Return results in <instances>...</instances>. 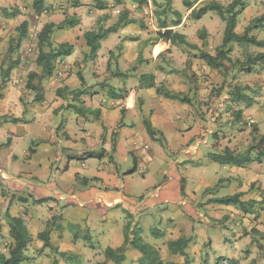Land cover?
<instances>
[{
    "label": "crops",
    "instance_id": "crops-1",
    "mask_svg": "<svg viewBox=\"0 0 264 264\" xmlns=\"http://www.w3.org/2000/svg\"><path fill=\"white\" fill-rule=\"evenodd\" d=\"M88 1L89 0H87V2ZM205 1L209 0H198L193 7H199ZM215 1L219 2L218 0ZM244 2L245 6L240 14L248 12L254 0H244ZM219 3L226 5L222 2ZM108 7L111 8L112 6L108 5ZM125 8L129 11V18L136 20L137 14H135L134 11L135 8H138V5L130 1L125 4ZM188 10L190 13L191 9ZM84 11L86 13L88 12L87 9H82L74 13H77L79 18L84 19ZM106 11L108 13V10ZM112 11L119 15L120 8L112 9ZM212 13L215 12H208L205 15H210ZM240 14L237 16V24L235 27L237 33H242L245 26L252 19L247 18V21H244V26L238 31V26H240ZM117 18L118 16L113 17V19L109 17L108 23L104 28L115 23ZM137 22L121 27L110 37L109 34L106 39L101 41V46L97 52V58L100 63H103V71H105L107 62L111 56L109 52H112L115 45L117 46L121 40H124V43L122 42L123 48L120 50V56L117 61L120 72L114 73L113 77H111L112 80L120 81L122 88H109L106 91L104 90V93L95 95L98 99H88V96H90L89 93H93L95 90L92 91L84 88L76 90L74 94L80 102H83L82 106H77L76 101L69 102L73 104L68 105L64 97L72 96V90L80 87L75 71L78 65L82 64V52L87 53L88 51V47L83 38V33L87 31V29L79 32L77 28V31L73 30L74 32H71V39H68L66 43L71 44L73 50L70 55L60 57L56 61V65H54L56 69H54L52 75L47 79H43L42 101L37 100L38 102H36L34 100L35 102L26 105L20 102L22 85L25 84V81L27 82L26 72L24 71L27 67H24L22 61H17L18 64L10 71L8 77L4 79V81H6L5 87L0 93V129H2L0 133L3 132V135L8 138L5 154L6 162L11 161L12 164L18 163L19 160L15 153V145L18 141H24L26 138L25 136L28 137L27 141L31 142L32 147L28 145L27 148L23 149V166L16 167L11 177L6 174L0 165V178L2 179V182H0V254L8 256L9 246L12 244L6 218L7 214L20 217L32 238L28 245L30 252L26 254L28 261L22 264L72 263L70 258L74 256L72 254L74 252L73 245L77 242L78 238L74 237L71 239L70 236L64 238L62 235L63 230L60 229L61 219L56 217L61 214L59 213L61 211L59 201L61 200H66V203H77L78 207L88 206V209L93 213L100 212L101 214L108 215L105 219L103 217L101 218V221H103L102 224H106V220H109L110 223L117 221L116 212L110 214L108 212L109 209L119 208L125 216L127 215L128 217L132 214H139L141 219L149 215L145 209L154 206V204L158 202L156 196L159 194L156 191L159 189V186L155 188V192L150 193L149 198L141 199L140 197L142 194L133 196L131 193L132 180L129 177L130 175L124 174L117 167V163L120 161V155L126 157L127 154L134 155L136 151L145 159H150L148 158L149 155L146 154L142 148V144L148 143L150 140L148 137L149 135L145 132L144 121H141V112L136 108L135 104L137 101L142 103L141 109H145L146 105L151 102V107L153 109L150 122L151 125L157 126L165 132L164 134L168 135V143H176L178 146L183 145L184 149L179 150V152L183 154V156L187 155L189 159L192 156L200 157V148L202 146L211 150L208 154L220 152L225 147L235 152L240 151L239 149L235 150L234 147L235 140L238 139V136H236L235 139L232 136L221 139L218 141L220 146L213 147V143L209 142V135L212 132L209 127L210 122L205 124V126H208L207 129L201 128L202 124L200 119H196V117H192V114H190L191 107L189 104L181 102L177 104L179 101L175 100L177 102L173 101L174 104L172 103V105L169 101L171 99L168 100V98L159 95L155 88L150 92V88L138 86V81L140 79H137V73L138 76H141L143 73L150 72L155 76L154 81H161V79L164 78L163 76L166 72L162 70V68L158 67L156 70L147 69L151 67L153 61L160 57L166 50H173L175 46H170L171 44L169 42L159 40L143 49V45L146 43H142L143 45L140 44L139 46V42L145 39L147 40V37L152 35L144 37V30L136 26ZM156 30H154V34ZM76 35H79V40H76ZM126 36L131 38V41L130 39H128V41L125 38ZM132 36H135L134 39ZM138 37L141 38L138 40ZM106 41L108 42L105 45ZM25 43L27 44L28 42ZM60 43H64V41ZM199 48L202 49L201 47ZM139 53H141V56L147 57L149 61L147 68L143 66L147 64L146 60L139 59L141 63L137 64ZM76 60L79 61L75 64L74 62ZM131 66H135L136 69L132 72H126ZM1 68L3 69L4 67L1 66L0 63V71ZM0 79L3 80L1 73ZM133 80L137 82L136 88H130L126 84V82ZM64 87H68L69 90H64ZM30 93V101L32 102V100L35 99L34 96H36V91L32 90ZM121 94L124 98L118 97ZM227 97L228 100H230L229 95ZM230 101H228L229 104L231 103ZM263 103L264 98H262L259 105L252 107L251 100V105H246L247 109L243 112L251 116L249 121L251 123H256L255 126L261 134H264V131L259 127V122L264 125ZM219 106H222V104H219ZM180 111H183V113ZM261 111L263 115L259 120L257 119L259 116L258 113H261ZM216 116H218V113ZM29 117L30 119L28 120ZM13 118H17L18 122H13ZM58 121L59 123L57 124ZM9 122L16 123V125L12 124L10 128H4L2 124L4 123L6 125ZM218 126L222 127V124ZM197 135L200 137L197 138ZM35 141L37 142L34 143ZM1 142L2 141H0V144H2ZM148 145H144V149H148ZM185 145H187V147H185ZM1 146H3V144L0 145V147ZM100 150H103V153L102 157L98 158V162H94L92 158L88 159L86 157L87 152H98ZM0 151L3 150L0 148ZM65 154L66 158L64 159L63 157ZM70 158H77L78 160ZM1 163L2 159L0 158V164ZM262 164H264V160L260 163L252 162L242 167L221 165V168L226 170L224 175L217 171H205L204 173L199 172V176H196V174L191 171L183 169L176 170L177 168H175L170 177L173 184L169 189V193H166L164 201L170 202V200H172L177 206L189 205V208H194V206H197L196 204L200 202L203 204L202 208L204 214L200 212L198 214L201 217L205 215L211 219L212 222L218 224L216 220L221 218L226 219V213H228V211L230 212L234 207L230 208V206L229 208H225L224 205L210 203L208 200L214 197L226 196L215 195L218 187L228 186L231 188V185L236 184L237 186L233 188L235 191H232L233 193L230 195L240 191L243 193L241 196L242 200H255L256 203L254 204L253 213L241 214L243 215L242 222H234V219H236L235 215L229 214L227 225L235 227L236 232L232 233L231 236L224 235L223 242L232 243V240H234L237 245V240L243 237H250L252 242L254 240L256 241L264 231V187L258 173L260 171L258 166L260 167ZM144 168V166H140V172H144ZM189 175L191 179L188 177ZM56 176H58L57 180H50V178L56 179ZM219 180L220 183L218 182ZM217 182L219 183L218 187L212 189ZM181 185L183 186V197L179 196V193L177 194V191H180ZM207 189L210 190L206 191ZM11 191L21 194L24 192L33 193L32 196L35 202L49 201L46 203L48 207L47 212L40 213V209L38 210V208H34V211L31 213L30 211L27 212V203L21 204L18 202H24V198L18 197V201H16L11 197ZM168 195L171 196L170 200L167 198ZM158 197H160V195ZM2 204L6 207V209L4 207V211L1 210ZM174 209L176 210V208ZM181 211L180 214L182 213L181 217H183V213L186 212L182 209ZM176 213L175 215L179 214L178 211ZM222 221L223 220H221V222ZM185 225L187 227L189 226L190 229L192 226L198 229L193 223L191 225L189 223ZM227 225L225 228L231 229V227H227ZM240 225L242 227H240ZM54 230H56L59 235H53ZM199 230L201 231V229ZM243 230H246L245 234L242 233ZM41 232H48L49 234V245L46 247L43 245V240L38 237V234ZM153 234H159L160 238H158V240H162L161 236L164 233L153 232ZM111 235L112 233L109 234V237H111ZM203 237H205L203 241L208 239L210 245L212 244V239L206 235L205 230L203 231ZM65 240L70 244H67ZM192 240L189 242L186 248L187 250L190 248V243H194ZM115 241L116 243L114 245H108L107 247H120L124 242V235L122 238H116ZM203 241L202 245L204 243ZM162 242L163 241L157 242L155 247L160 248ZM242 246L243 245L239 246V251H241ZM105 248H97V250H99L97 252L94 250L95 253L93 255L95 258L93 261L90 260L89 263L95 264L103 262V251ZM233 254L234 255L220 256L216 264H220L222 261L226 262L227 259H236L238 261L239 258L240 264H243L244 261H250L253 264H264L263 249L256 250L255 253L249 250L246 256L241 255V253ZM128 255L129 257H127ZM137 257V251L130 245H127L125 261L127 260L128 264H137ZM167 257L168 258L163 262L171 260L169 256ZM170 257L172 256L170 255ZM131 259H133V262L129 263ZM125 261L122 264H125ZM106 264L113 263L111 261H106Z\"/></svg>",
    "mask_w": 264,
    "mask_h": 264
},
{
    "label": "rangeland",
    "instance_id": "rangeland-1",
    "mask_svg": "<svg viewBox=\"0 0 264 264\" xmlns=\"http://www.w3.org/2000/svg\"><path fill=\"white\" fill-rule=\"evenodd\" d=\"M101 1L106 6V8L103 10L97 9L93 0H89L88 2L87 0H42V9L37 12L33 5L34 0H0L1 66L6 68L9 63L14 61H22L24 67H27L24 69V71L26 72V79L28 80L30 72H36L37 74L40 73V68L36 65V57L38 53L37 38L44 24L52 23L55 26L50 34L51 41L54 45L59 44L61 41L68 42L67 40L71 39V32L73 33L75 30L77 31V28L79 32H82L86 29L97 30L99 27L104 28V26L108 23L109 17L110 19H113V17L118 16L117 13L112 11V9L120 8L121 13L123 10H126L125 4L132 0ZM117 1L119 2L117 3ZM189 1L193 2L195 5L198 0ZM218 1L227 5L232 0ZM166 4L169 5L170 10H178L181 14V23L178 26L173 27V30L184 34L186 40L191 44H195L198 47H201L203 50L214 54L216 48L221 44L222 41L224 29L223 21L216 13L204 15L198 20L193 19L189 15V10L183 5V0H147L146 3L138 6V8H135L134 12L137 14L136 20L138 21L136 26L138 28H142L141 30H144V37L152 35L147 37V40L145 39L140 41L139 46L142 43H146L144 45L142 44L143 49H145L147 46L153 44L152 41L155 37L154 30L158 29L156 21L157 13L161 12L163 6ZM108 5L112 7L110 8ZM82 9L88 10L87 13L85 11L83 12L85 14H83L84 19L79 18L77 13H74ZM106 10H108V13ZM261 15H264V0H254V3L250 7L249 11L240 14V26H238L237 30L240 31L242 26H244L243 24L247 21V18L251 19ZM66 18L76 19V25L73 27L62 25V28H57V26L62 24L63 20ZM173 20V15L168 13V23L172 22ZM23 22H26V36L18 44L17 40L19 38V32L21 31L19 27ZM251 33L259 39L264 38V30L255 29ZM111 35H113V33H111L109 37ZM132 37L134 38L135 36ZM125 38L127 40L130 39L131 41V38L129 37L126 36ZM140 38L141 37H138L137 39L139 40ZM76 40H79V35H76ZM25 42L28 43L26 44ZM107 42L108 41L105 42V45ZM122 42L124 43V40H121L118 45H115L113 48L109 59V67L107 68L106 65L105 71H103V63L99 62L97 55L96 57L85 58L84 56L86 53L82 52V64H79L75 71L77 79L80 83V87H77V89L75 88L74 92L76 90H80L81 88L90 89L92 91L95 90L94 92L98 93H89L90 96H88V99H98L96 98L97 96L95 97V95L104 93V90L106 91L109 88H122L120 81H115L111 78L113 77L114 73L120 72L117 61L120 56V50L123 48ZM174 46L175 48L173 50H166L160 57L154 60L151 64V67L147 69L156 70L159 67L162 68V70H165L166 73L163 76L164 78L161 79V81H155V84L162 85L163 88L168 90L170 89L175 94H186L191 99V103L189 104L191 107L190 114H192V117L200 119L202 124L201 128L207 129L208 126H205V124L210 122L209 127L212 132L210 133L211 136L209 135V142L213 143V147L220 146L218 141L221 139H226L229 136H232L235 139L236 136H238V139L235 140V150L239 149V152H244L250 143V125H256V123H251L249 121L251 116L243 113L245 109H247L245 102H233L228 100L227 96L229 95V92L233 90L232 88L234 86H238L242 88V91L247 94L249 98H251L252 107L259 105L262 101V98H264V65L258 64L252 66L248 72L241 64L232 66L225 63L224 66L219 69H211L200 58H198L199 52L197 50L184 45L176 44ZM231 46L232 51L228 55L232 60L239 59L241 62H245L249 55H254L257 52H264V48H259L253 45L239 46L236 43H232ZM144 58L145 57L141 56V53H139L137 64L141 63L139 59L146 60L147 64H144L143 66L144 68H147L149 61L147 57L145 59ZM79 60H76L74 63L76 64ZM55 63L54 65H56ZM54 69H56V67H54ZM134 69H136V67L131 66L126 72H132ZM136 77H138L137 79H140L138 73L136 74ZM31 81L38 87V98L43 96V79L40 83H38L36 78L32 79ZM5 82L6 81L0 79V93L5 87ZM138 83L139 87H145V82L140 83L139 80ZM26 84L27 82L25 81V84L22 85L20 102L24 105L31 104L35 101L38 102L36 99L37 96H34V98H36L33 99L32 102L30 101V91L32 90L27 88ZM126 84L130 88H136L137 86V82H135V80L126 82ZM152 89L153 88H150V92ZM74 92L73 94L70 93L72 96L64 97L66 104L72 105L73 103L71 104L69 102L76 101L77 106H82L83 102L79 101ZM165 101L168 102L167 100ZM169 101L171 104L177 102L172 99ZM228 101L231 103L229 104ZM178 103L180 102H177V104ZM219 104H222V106H219ZM135 105L136 108L141 112V121L143 122L144 120H148L151 122L153 113L151 102L146 105L145 109H141L142 103L139 101H137ZM237 111L241 112L240 117L238 118L235 114ZM180 112L183 113V111ZM217 113L218 116H216ZM262 113V111L261 113H258L259 116L257 119L260 120L262 118ZM29 119L30 117L28 120ZM58 123L59 121L57 124ZM12 124L16 125V123L12 122L7 123L6 125L3 123L2 125L4 128H10ZM219 124H222V127H219ZM152 127L157 131L155 138L152 139L147 135L150 141L148 143L142 144L143 150L149 155L148 158L150 159H145L136 151L134 152V155L127 154L126 157L120 155V161L117 163V167L124 174L130 175L129 177L132 180L131 193L133 196L142 194L140 197L141 199L149 198L150 193L155 192V188L159 186V189L156 191L160 195V197H158L159 195L156 196L158 202H156L154 206L145 209L149 215L142 219L139 214H132L130 217H128L127 215L125 216V214L119 208L109 209L108 212L110 214L112 212L113 214L116 212L117 221L110 223L109 220H106V224H102L103 221H101V218L103 217L105 219L108 217V215L101 214L100 212L93 213L88 209V206L78 207L77 203H66V200L59 201V207L61 209L59 213L61 214L56 217L61 219L60 229L63 230L62 235L64 238H67V236H70L71 239L74 237L78 238L77 242L73 245L74 252L72 254L74 256H71L70 258V261L72 262L71 264H90V260L93 261L95 258L93 255L95 251H99L97 248H105L108 245H114L116 243V238H122L124 235V227L127 223H130L131 231L134 229L139 230L140 236L144 242L155 246L157 242L163 241L161 247L159 246L160 248H158L161 252L160 254L163 261L168 258L167 256H169L171 260L178 263L183 261V257L179 255L173 256L166 249L167 241L181 236L190 238V241L193 239L192 242L194 241L193 244L190 243V248L188 250L186 249L190 259V264H216V262L220 259V256L234 255L233 253H241V255L246 256L249 250H252L253 253H255L256 250H264L263 235H260V237L253 242L251 241L252 239L250 237L240 238L237 240V245L235 244L234 240H232V243L223 242L224 235L231 236L232 233L236 232L235 227L227 225V221L230 216L229 214L235 215L236 219H234V222L243 221V215H241L243 212L238 207L233 205H224L225 208H229L230 206V208H234L230 212L228 211V213H226V219L221 218L216 220L218 222L217 224L216 222H212L207 216L204 215L201 217L198 214L199 212L204 214L202 208L203 204L200 202H198V204H196L197 206H194V208H189V205H175V202L173 203V201L170 200V195L167 196L170 202L164 201L166 193H169V189L173 184V181L170 179L173 169L177 168L176 170L183 169L191 171L196 174V176H199V172L204 173L205 171H217L224 175L226 170L221 168L220 163L214 162L209 158L210 155L208 153L211 150L205 146L200 148V157L192 156L189 159L187 155L183 156V154H180L179 152V150L184 149L183 145L178 146L176 143H168V135L164 134L165 132H163L157 126L155 127L152 125ZM259 127L264 131V125L261 122H259ZM0 130L2 131V129ZM25 137L26 138L24 141H18V143L15 145V153L17 154L19 161L17 164H12L11 161L6 162L5 158L8 138L3 135V132L0 133V141H2L1 143L3 144V146L0 147L3 150L0 151V158L2 159V163L0 165L9 177H11L12 173H14L16 167L23 166V149L27 148L28 145L32 147L31 142L27 141L28 137ZM199 137L200 136L197 135V138ZM36 142L37 141L34 143ZM144 145H148V149H144ZM185 147H187V145H185ZM63 158H66V154ZM89 158H92V161L94 162H98V158L96 157H88V159ZM70 159L78 160L77 158ZM140 166L145 167L144 172H140ZM258 168H260L258 173L261 183L264 187V164H262L260 167L258 166ZM188 177L191 179L190 175ZM57 178L58 176H56V179L50 178V180L54 181L57 180ZM1 180L2 179L0 178V182H2ZM235 186L237 185L233 184L231 185V188L228 186L218 187L217 193L215 195H230L233 193L232 191H235L233 190ZM178 193L179 196L183 197V191L181 188L180 191H177V194ZM32 194L26 192L23 194L17 193L15 191L10 192L11 197H13L16 201H18V197H21L22 199L24 198V202H18L21 204L27 203V212H33L34 208H38V210L40 209V213L47 212L48 207L46 203L49 201L45 200L42 202H35ZM3 205L4 204L1 205L2 211L6 209V207ZM174 208H176V210ZM181 209L186 212L183 213V217H181L182 213L180 214V212H182ZM177 211L179 214L175 215L177 214ZM221 220L223 221L221 222ZM188 223L190 225L193 223V225L198 227V229H195L193 226L190 229L189 226L187 227L185 225ZM226 225L227 227H231L232 230L229 228L226 229ZM240 227L242 226L240 225ZM199 229H201V231ZM204 230L206 231V235L212 239L211 245L208 239L203 241L205 238L203 237ZM153 232L164 233L161 236L162 240H158V238H160L159 234H153ZM245 232L246 230L242 231L244 234ZM110 233H112L111 237H109ZM54 234H58V232L54 230L53 235ZM202 241L204 242L203 245ZM65 242L70 244L67 240H65ZM241 245L243 246L241 251H239V246ZM29 252L30 250L27 246V249L24 251V256H26V254ZM170 255L172 257H170ZM97 256L99 257L98 253ZM127 257H129V255ZM132 262L133 259L129 260V263ZM238 262L240 264V258ZM125 264H128L127 260L125 261ZM220 264H227V261H222ZM243 264L253 263L250 261H244Z\"/></svg>",
    "mask_w": 264,
    "mask_h": 264
},
{
    "label": "trees",
    "instance_id": "trees-1",
    "mask_svg": "<svg viewBox=\"0 0 264 264\" xmlns=\"http://www.w3.org/2000/svg\"><path fill=\"white\" fill-rule=\"evenodd\" d=\"M95 7L99 10L106 8L105 4L101 0H93ZM138 6L143 5L147 0H132ZM119 1H117L118 3ZM35 10L38 12L42 9V0H34L33 2ZM183 5L187 9H191L189 15L198 20L202 18L208 12H215L219 18L224 22L223 36L221 44L216 48L215 53L211 54L203 49H200L197 45L189 43L185 35L173 30V27L178 26L181 23V14L178 10H170L168 4L163 6L161 12L157 13L156 21L158 29L155 31V37L153 43L164 40L171 45H184L186 47L195 49L199 52L198 58H200L209 68L219 69L224 66L225 63L230 65L241 64L246 71H250L252 66L263 64L264 65V52H257L254 55H249L245 62H241L239 59L232 60L228 55L232 51V43H236L239 46L253 45L259 48H264V38L259 39L251 32L255 29L264 30V15L252 18L245 26L242 33H237L235 27L237 24V16L243 10L245 6L244 0H232L227 5H222L215 0H209L202 3L199 7H193V2L189 0H183ZM168 13L173 15L174 20L172 22L167 21ZM137 20L129 18L128 11L123 10L119 15L115 23L103 28L99 27L97 30L89 29L83 33L85 44L88 47V51L85 54L86 57H96L97 52L101 46V41L106 39L111 33H115L121 27L136 23ZM73 27L76 25V19L66 18L62 24H59L57 28L63 26ZM54 24L46 23L42 26L38 38H37V57L36 65L40 68V73L30 72L27 80L26 87L36 91L37 100H41L42 96L38 98V87L32 83V79H37L38 83L44 78H48L54 71V63L62 56L70 55L73 46L69 43H59L54 45L51 41L50 34L54 28ZM19 38L17 43L26 36L25 28L26 22L21 24ZM204 34V31H203ZM134 39V38H133ZM120 47V46H118ZM11 49V47H10ZM9 49V51H10ZM12 51V50H11ZM111 55V52H109ZM109 61L107 62V68L109 67ZM18 64L17 61L9 63L6 68L1 69L2 79H6L10 71ZM145 82L146 88H155L156 92L164 98L177 100L181 103H191V99L185 94H175L172 91L163 88L162 85H156L154 81V75L151 73H143L140 76V83ZM67 89L68 87H64ZM233 90L229 92L230 100L233 102H245L246 105H251V98L242 91V88L234 86ZM74 92V90H72ZM119 98H124L121 94ZM241 112H236V117H240ZM13 122H18L17 118L12 119ZM144 127L147 134L154 139L157 131L152 127L148 120H144ZM250 143L244 152H235L228 147H225L220 152L210 153V159L214 162H218L221 165H233L237 167L245 166L252 162L260 163L264 160V134L259 133L255 125H250ZM103 150L98 152H87L88 157H102ZM131 172V171H130ZM129 172V173H130ZM128 173V172H127ZM220 183V180L218 181ZM215 185L216 189L219 183ZM183 191V186L181 185ZM210 190V189H209ZM208 189L206 191H209ZM242 192H235L232 195L214 197L208 200L210 203L218 205H233L238 207L243 213H253L255 200H242ZM9 223V235L12 239V244L9 246L8 256L0 254V264H22L28 261V258L24 256V251L27 249L28 244L32 238L27 231L26 226L22 220L15 216L6 215ZM130 223H127L124 227V242L120 247L110 248L107 247L103 251L104 261L95 264H106V261H111L113 264H122L125 261L126 246L130 245L134 248L138 257L136 258L137 264H190V259L186 248L190 242V238L181 236L173 240H169L166 243L167 250L173 255H179L183 257L181 263L174 261L163 262L161 254L158 248L143 241L138 229L130 230ZM131 231V232H130ZM48 232H41L38 237L44 242V246L49 245ZM264 236V231L262 233ZM228 264H238L236 259H227Z\"/></svg>",
    "mask_w": 264,
    "mask_h": 264
}]
</instances>
